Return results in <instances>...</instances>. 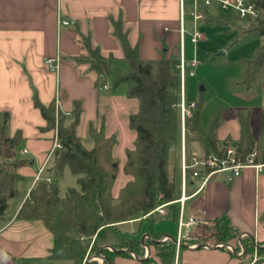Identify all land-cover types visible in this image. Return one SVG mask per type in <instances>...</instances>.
<instances>
[{
  "label": "crops",
  "instance_id": "1",
  "mask_svg": "<svg viewBox=\"0 0 264 264\" xmlns=\"http://www.w3.org/2000/svg\"><path fill=\"white\" fill-rule=\"evenodd\" d=\"M118 17L130 45H138L141 59L178 58L179 0H0V112L8 115V135L20 131L19 143L23 144L20 153L29 152L32 157L29 163L38 160L39 169L51 147L54 131L44 128L45 120L33 104L34 96L43 104L54 101L57 110L65 114V120L72 117L77 102L81 114L76 134L80 129L88 135L90 123L103 125L106 135L114 134L108 133L113 100L111 96H103V89L96 84L97 74L80 56L84 53L82 37L89 36L91 45L98 46L109 59L113 72L126 71L127 64L122 69L117 65L124 58L119 40L112 32L111 19ZM60 19L68 23L63 24ZM191 28H185L184 33L189 41ZM50 56L57 57L53 70L44 64V58ZM105 82L109 89V79ZM130 113L126 115L127 125ZM263 118L264 115L262 121ZM251 131L254 136L259 132L252 128ZM134 137L135 133L133 140ZM191 152L194 151L188 154ZM12 154L15 157L14 150ZM19 168L17 172L28 179L25 187L16 184L18 196L9 198L6 212L0 218V264H72L68 259L50 256L53 235L42 220L16 217L39 173V169L34 172ZM177 170L179 178L180 158ZM197 185L196 178L189 179L186 187L189 196L181 209L179 202L171 201L163 207V214L153 212L114 223L125 236L137 240L143 255L126 247H115L116 234V238L96 243L98 233L107 228L102 227L90 238L86 248L88 260L96 259L91 255L106 252V258L97 259L98 264L104 260L105 264H162L155 252V241L172 238L176 240L173 264L264 261V163L260 169L248 165L238 175L215 171L192 194ZM222 216L231 230L225 242L218 239L215 224ZM178 219L188 224L179 229ZM129 223H137L130 232L119 227ZM244 243L251 249L246 250ZM91 246L98 248L95 253L89 252ZM114 248L121 251H113Z\"/></svg>",
  "mask_w": 264,
  "mask_h": 264
},
{
  "label": "trees",
  "instance_id": "2",
  "mask_svg": "<svg viewBox=\"0 0 264 264\" xmlns=\"http://www.w3.org/2000/svg\"><path fill=\"white\" fill-rule=\"evenodd\" d=\"M251 1L258 14L252 20V27L247 30L264 35V0ZM238 18L235 13L227 11L214 16L206 10L205 14L207 21L219 23ZM111 24L127 64L126 71L113 72L109 59L101 54L98 46L91 45L89 36L82 37L84 53L80 59L88 63L97 74L96 84L100 85L109 79L110 88H114L119 81H125L127 96L138 101L137 109L128 115V126L134 130L135 137L133 146L125 150L126 161L122 166V171L130 175V179L118 189L116 195L112 193L118 169L113 155L116 136L106 135L103 125L90 123L87 133L92 146L86 148L76 134L81 114L77 102L74 103L72 117L69 122H65V114L60 110L55 114L54 101L43 104L36 96L33 98L34 106L45 120V129L54 127L57 115V138L62 148L54 151L53 164L28 190L16 217L42 220L53 235L50 256L68 259L72 264H79L87 254L79 237L92 236L102 227L115 232L118 237L115 247H126L143 255V248L139 247L137 240L125 236L115 228L114 223L144 215L161 203L175 200L180 192L179 189L176 192L174 177L170 176L168 169L169 150L179 141L180 130L177 108L179 77L175 66L177 59H141L138 45H130L127 39L121 18L111 19ZM263 66L264 42L246 61L244 83L247 87L251 86ZM202 100V95L199 100H195L191 115L185 119L186 138L197 143L204 154L223 156L226 142L230 143L226 140L218 144L217 131L223 121V109L219 106L212 113L207 126L202 127L199 120ZM249 117V112L237 113L238 138L235 143H231L235 148L234 157L239 161H246L248 154L254 149L252 161L264 163V118L258 135L254 136ZM7 118L6 112H0V218L6 212L9 198L17 192L16 184L21 178L17 168L24 162L18 158L2 161L13 153L21 139L19 130L8 135ZM64 166L77 175L78 186L67 187L60 194L56 179L62 177ZM215 224L218 239L225 242L231 233L227 219L224 216L217 218ZM70 232L77 236H71ZM244 244L246 250L251 249ZM154 247L162 264H173L176 240L167 238L155 241ZM97 249L91 246L89 251L95 253ZM105 263L104 260L102 264ZM87 264L98 263L91 259Z\"/></svg>",
  "mask_w": 264,
  "mask_h": 264
},
{
  "label": "rangeland",
  "instance_id": "3",
  "mask_svg": "<svg viewBox=\"0 0 264 264\" xmlns=\"http://www.w3.org/2000/svg\"><path fill=\"white\" fill-rule=\"evenodd\" d=\"M191 7L190 1L185 0L184 21L186 29L191 28V15L188 12V9ZM208 10H210L211 14L214 16L219 12L222 13L225 11L220 10L214 3L208 5ZM227 12L230 14L234 13L232 10H228ZM248 20V18H238L232 19L226 23H219L207 21L206 19H199L196 26L201 36L195 43L190 42L187 36L183 40L185 58L193 57L197 60L194 74L189 76L188 73H186L185 75V101L188 103L190 101L199 100L200 96H203L199 113V120L202 127L207 126L212 113L219 106L222 107L223 121L218 129V144L226 140H229L230 143H235L237 141L238 121L236 115L238 111L250 113L249 123L255 133L259 131L262 124V115H264V66L260 68L250 87L246 86L244 78L246 61L254 54L258 46L264 42V35L253 30H247L253 25L252 20ZM122 60L123 61L117 63L119 69H122L123 65L126 67V61L124 59ZM126 86L127 83L125 81H119L114 88L103 89L101 92L103 96H111L113 100L112 109L110 111L111 114L109 116V125H111L109 127L111 128L108 129V133H114L117 139L113 146V154L118 163V169L112 187V193L114 195H116L118 189L130 179V175L122 171V166L126 161L125 150L133 146L134 136V130L130 129L127 125L126 115L127 113L135 111L138 107L137 99L127 96ZM200 86L202 89H200ZM122 108L127 109V111ZM55 114H57L56 110ZM55 118L54 127H57V115ZM69 120L70 119L65 122H69ZM54 127L52 128L53 131ZM77 134L86 148L92 146V140L87 134H82L80 129L77 131ZM255 135H258V133ZM22 146L23 144L20 143L15 146V157L11 154L2 159V161L13 160L14 158L22 159L24 162L20 165L19 170H34V172H36L40 167V162L35 159L33 163H29L32 157L29 155V152L20 153ZM197 150L200 151L197 143L189 141L185 135V152L188 154L190 151ZM251 151L255 153L254 149ZM179 158L180 139L170 148L168 155L169 173L171 177H174L176 192H178L179 189L177 170ZM52 164L53 156L47 157L43 163V169L40 174L45 175L46 170ZM33 176L34 175L30 176L31 179ZM27 179L28 177L24 176L22 178L21 176L17 184L19 183L22 187H25ZM56 184L59 193L63 194L67 187L78 186L77 175L72 174L68 167L64 166L63 175L61 178L56 179ZM17 196L16 194L14 197L16 198ZM136 224L137 223H129L119 227L127 228L130 232V229L135 227ZM144 228L146 229V225H144ZM69 234L75 235L74 232H70ZM90 238L91 236H81L79 238L80 243L85 249L90 242ZM113 238H116L115 233L111 229L103 228V230L98 233L96 243L103 240L109 241ZM90 253L92 254L94 252L91 251ZM98 258L99 257H96V262H98ZM85 259L87 261L88 257L86 256ZM262 262L264 261L259 259L256 264ZM79 264H82V261Z\"/></svg>",
  "mask_w": 264,
  "mask_h": 264
},
{
  "label": "built area",
  "instance_id": "4",
  "mask_svg": "<svg viewBox=\"0 0 264 264\" xmlns=\"http://www.w3.org/2000/svg\"><path fill=\"white\" fill-rule=\"evenodd\" d=\"M192 7L188 9V12L191 15L192 28L190 30V41L195 43L197 39L201 36V33L198 31L196 26L199 19H205L206 10L208 5L214 3L220 10H232L239 18H248L253 20L256 18L258 11L255 4L251 0H189ZM185 0H179V42H178V58L176 61V68L178 70L179 77V99L177 102V108L179 111V139H180V174H179V196L173 201L180 203V209L184 200L189 196L186 193V187L190 178H196L198 185L195 190L192 192L196 193L199 191L207 182L211 173L215 171H228L233 175L240 174L241 170L248 166H254L257 169H260L262 166L261 162H253L252 157L254 156V151H251L248 154L246 161H239L235 159V148L231 143L226 142L225 144V153L223 156H218L216 154H204L201 151H194L190 154L185 152V119L191 115L192 109L195 107V101L186 102L185 93H184V81L185 75L188 73L189 76L194 74V68L197 65V60L195 58L190 59L189 61L184 58V49H183V38L185 33L184 28V10ZM60 22L67 24L68 21L60 19ZM56 56H50L44 58V64L50 70H53L56 65ZM101 89H107V83H101L99 86ZM55 110H57V105L55 103ZM62 148L60 141L57 138V129L54 127L53 139L51 147L46 155V158L53 156L55 150ZM24 151V149H23ZM42 166L39 169V173L36 174L35 179L37 180L40 177V172L42 171ZM49 181V179H47ZM171 202V201H170ZM170 202H165L157 205L149 212L144 215L151 214L153 212L165 213L164 206ZM181 219H178V228L182 225H187ZM166 238H162L165 240ZM215 245H220L219 242H215ZM92 257H98L94 255ZM87 261L84 258L82 264H86Z\"/></svg>",
  "mask_w": 264,
  "mask_h": 264
},
{
  "label": "water",
  "instance_id": "5",
  "mask_svg": "<svg viewBox=\"0 0 264 264\" xmlns=\"http://www.w3.org/2000/svg\"><path fill=\"white\" fill-rule=\"evenodd\" d=\"M200 89H202V87L200 86ZM113 251H116V252H119V251H121V250H119V249H117V248H114V250ZM106 252H104V253H99V254H97L98 255V257H102V258H106ZM88 261V260H87Z\"/></svg>",
  "mask_w": 264,
  "mask_h": 264
}]
</instances>
